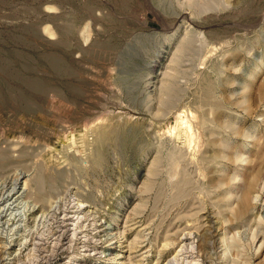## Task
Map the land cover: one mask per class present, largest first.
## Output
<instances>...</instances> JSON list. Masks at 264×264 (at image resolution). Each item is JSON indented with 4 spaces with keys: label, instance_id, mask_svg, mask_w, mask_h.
<instances>
[{
    "label": "rangeland",
    "instance_id": "1",
    "mask_svg": "<svg viewBox=\"0 0 264 264\" xmlns=\"http://www.w3.org/2000/svg\"><path fill=\"white\" fill-rule=\"evenodd\" d=\"M0 264H264V0H0Z\"/></svg>",
    "mask_w": 264,
    "mask_h": 264
},
{
    "label": "bare ground",
    "instance_id": "2",
    "mask_svg": "<svg viewBox=\"0 0 264 264\" xmlns=\"http://www.w3.org/2000/svg\"><path fill=\"white\" fill-rule=\"evenodd\" d=\"M77 218H78V217H77ZM79 228H80V227L76 228V230L79 229ZM190 239H191V238H190ZM191 243H193V242H191ZM184 245H185V244H183L182 247H185V246H186V245H185V246H184ZM191 248H192V247H191ZM180 249H181V248H180ZM180 249H179V252H180ZM187 249H188V247H187ZM182 250H183V249H182ZM20 252H21V251H20ZM179 252H178V253H179ZM182 252H183V251H182ZM185 252H186V251H185ZM185 252H184V253H185ZM187 252H188V251H187ZM178 253H177V254H178ZM179 254H181V253H179ZM179 254H178V255H179ZM181 255H182V254H181ZM192 255H193V254H192ZM185 256H186V255H185ZM178 258H179V256H178ZM183 258H184V257H183ZM181 259H182V258H181ZM187 259H188V258H187Z\"/></svg>",
    "mask_w": 264,
    "mask_h": 264
}]
</instances>
